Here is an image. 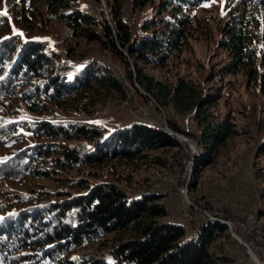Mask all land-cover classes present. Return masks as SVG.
Masks as SVG:
<instances>
[{
  "label": "trees",
  "instance_id": "trees-1",
  "mask_svg": "<svg viewBox=\"0 0 264 264\" xmlns=\"http://www.w3.org/2000/svg\"><path fill=\"white\" fill-rule=\"evenodd\" d=\"M7 1L15 5V23L23 24L31 19L26 13L34 15L38 0ZM40 1L46 12L67 23L63 36L72 31L109 50L130 82L134 78L146 92L133 85L138 94L152 96L165 108L192 109L201 125L196 135L199 162L210 160L211 151L233 131L228 118L217 117L210 110L218 90L206 89L184 76L171 82L157 79L140 66V62L162 61L167 51L182 48L186 43L185 25L190 18L178 6L197 5L203 0H166L165 5L177 20L165 27L148 17L137 28L125 14L122 0H105L108 19L101 9L93 12L75 6L77 0ZM239 1L222 26L219 43L227 55L216 63L213 73L223 76L242 69L248 77L264 82V0ZM4 27L9 32L0 34V98L15 95V89H19L17 97L31 110L47 109L46 101H52L59 107L69 105L88 113L108 101L127 98L129 87L104 60L96 58L70 64L58 58L45 37L13 33L7 17L0 21V32ZM3 119L0 117V133L26 125V129L46 140L29 143L6 160H0V175L17 177L34 171L36 162L48 155H52L53 163L63 167L83 164L97 169L105 167L107 175L93 181L78 177L73 179V188L63 189L66 196L61 193L60 198L44 204L7 208L1 213V264H227L231 261L223 244L216 243L218 237L229 235L226 222L206 217L189 234L185 224L168 218L167 206L161 199L164 194L150 187L135 193L122 184L121 181H130L129 171L139 167L152 149H162L161 154L153 155V161L160 165H169L177 149L182 151L180 141L161 125L135 119L105 128L82 118L62 115L37 116L28 124L16 118ZM168 126L189 133L171 118ZM53 138H75V141L68 144L49 141ZM96 240L103 249L100 254L74 253L78 247Z\"/></svg>",
  "mask_w": 264,
  "mask_h": 264
},
{
  "label": "rangeland",
  "instance_id": "rangeland-1",
  "mask_svg": "<svg viewBox=\"0 0 264 264\" xmlns=\"http://www.w3.org/2000/svg\"><path fill=\"white\" fill-rule=\"evenodd\" d=\"M237 1L203 0L197 5L179 4V10L188 13L190 18L184 30L186 43L179 50L167 51L162 61L140 62L144 71L154 78L171 82L178 76H184L206 89L218 90L217 100L210 110L217 117L228 118L233 131L211 151L207 162H199L201 154L196 135L201 131V125L192 109L176 111L172 106L165 108L152 96L146 98L138 94L133 85L146 92L134 78L130 82L109 50L101 47L99 42L88 40L84 35H75L72 31L63 36L67 23L46 12L40 0L35 2L34 15L26 13L31 19L23 24L15 23L13 2L0 0V21L7 17L13 33L45 37L58 58L70 64L96 58L104 60L129 87L127 98L108 101L91 113L69 105L59 107L52 101H46L47 109L31 110L17 97L19 89H15V95L0 98V117L5 118L3 120L16 118L28 124L37 116L62 115L82 118L105 128L138 119L165 129L170 128L168 118L173 119L189 132L177 131L183 135H174L180 141L182 151L177 149L169 165H160L153 161V155L161 154L162 149H152L139 167L129 171L130 181H121L122 184L135 193L150 187L164 194L161 199L167 206L168 218L185 224L189 234H193L196 231L194 228L206 217L229 220L231 226L226 222L229 235L216 239V243L223 244L231 259L227 264H257L232 232L241 233L238 222L248 210H252L264 225V82L260 78L248 77L242 69L223 76L213 73L216 63L227 55L219 43V37ZM76 2L75 6L93 12L101 9L109 18L105 0ZM122 3L125 14L135 28L148 17H153L160 22L159 26L165 27L172 20H177L169 6L165 5L166 0H122ZM5 11L7 14L3 15ZM5 32H9L7 28H1L0 34ZM128 60L133 66L131 57L128 56ZM45 140L26 129V125L5 129L0 133V160H6L29 143ZM49 141L68 144L75 138H53ZM166 153L169 155L170 151ZM51 156L37 161L34 171L29 170L17 177L0 175V214L7 208L20 209L44 204L60 198L61 193L66 196L63 189L73 188V179L78 177L91 181L106 178L105 167L97 169L84 164L63 167L53 163ZM99 245L98 240L90 241L78 247L74 253L100 254L103 249Z\"/></svg>",
  "mask_w": 264,
  "mask_h": 264
},
{
  "label": "built area",
  "instance_id": "built-area-1",
  "mask_svg": "<svg viewBox=\"0 0 264 264\" xmlns=\"http://www.w3.org/2000/svg\"><path fill=\"white\" fill-rule=\"evenodd\" d=\"M168 132L182 136V133H178L166 127ZM215 218V217H213ZM230 226L229 220H224ZM241 233L232 232L233 236L238 240L239 243L243 244L250 256L255 259L256 262L264 264V225L263 222L255 215L252 210L246 211L240 221L238 222ZM258 260V261H257Z\"/></svg>",
  "mask_w": 264,
  "mask_h": 264
},
{
  "label": "snow or ice",
  "instance_id": "snow-or-ice-1",
  "mask_svg": "<svg viewBox=\"0 0 264 264\" xmlns=\"http://www.w3.org/2000/svg\"><path fill=\"white\" fill-rule=\"evenodd\" d=\"M3 15H6L7 13H6V11L4 12V13H2Z\"/></svg>",
  "mask_w": 264,
  "mask_h": 264
},
{
  "label": "water",
  "instance_id": "water-1",
  "mask_svg": "<svg viewBox=\"0 0 264 264\" xmlns=\"http://www.w3.org/2000/svg\"><path fill=\"white\" fill-rule=\"evenodd\" d=\"M225 222V221H224ZM233 234V233H232ZM258 264V263H257ZM259 264H261V263H259Z\"/></svg>",
  "mask_w": 264,
  "mask_h": 264
},
{
  "label": "bare ground",
  "instance_id": "bare-ground-1",
  "mask_svg": "<svg viewBox=\"0 0 264 264\" xmlns=\"http://www.w3.org/2000/svg\"><path fill=\"white\" fill-rule=\"evenodd\" d=\"M258 261V260H257ZM259 264V262H257Z\"/></svg>",
  "mask_w": 264,
  "mask_h": 264
}]
</instances>
